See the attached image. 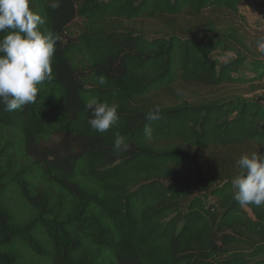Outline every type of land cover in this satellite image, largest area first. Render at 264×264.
<instances>
[{
  "label": "trees",
  "instance_id": "16d2710c",
  "mask_svg": "<svg viewBox=\"0 0 264 264\" xmlns=\"http://www.w3.org/2000/svg\"><path fill=\"white\" fill-rule=\"evenodd\" d=\"M49 3L30 7L58 36L53 78L35 104H0V264H264V205L239 204L231 184L241 155L264 154V104L181 96L264 81V58L197 29L205 11L232 17L240 0ZM92 96L119 104L107 132L88 123Z\"/></svg>",
  "mask_w": 264,
  "mask_h": 264
},
{
  "label": "clouds",
  "instance_id": "9594fccd",
  "mask_svg": "<svg viewBox=\"0 0 264 264\" xmlns=\"http://www.w3.org/2000/svg\"><path fill=\"white\" fill-rule=\"evenodd\" d=\"M31 0H0V104L6 111L22 109L35 104L38 85L53 78L52 60L58 41L57 34L44 28L45 19L30 7ZM53 10L60 7V0H50ZM7 30V31H6ZM258 47L264 49V38L258 40ZM104 85L103 76L97 78ZM91 118L90 126L99 133L107 132L119 120V104L101 101L96 96L86 102ZM161 109L155 106L147 113V120L160 119ZM153 129L145 125V136L151 139ZM113 147L126 151L129 145L119 133ZM239 169L232 178L235 200L241 205H264V154L257 150L243 154L236 161Z\"/></svg>",
  "mask_w": 264,
  "mask_h": 264
},
{
  "label": "rangeland",
  "instance_id": "374dc122",
  "mask_svg": "<svg viewBox=\"0 0 264 264\" xmlns=\"http://www.w3.org/2000/svg\"><path fill=\"white\" fill-rule=\"evenodd\" d=\"M197 29L207 30L213 27L218 32L230 34L232 40L243 50L249 51L250 58H264V49L258 47V40L264 38V8L259 0H240L238 13L228 16L224 12L205 11L196 21ZM233 56L232 53H224ZM226 55L220 59L225 60ZM246 67L239 72L244 78L251 74ZM246 80V79H244ZM240 95L253 98L264 104V81L262 82H237L223 84L217 87H206L191 84L181 90V96L192 101H208L210 99H224L230 96ZM163 101L172 99V95H164ZM247 152V150H245Z\"/></svg>",
  "mask_w": 264,
  "mask_h": 264
}]
</instances>
